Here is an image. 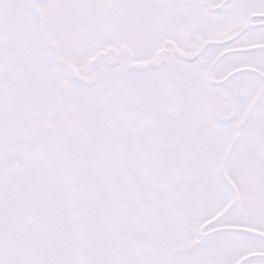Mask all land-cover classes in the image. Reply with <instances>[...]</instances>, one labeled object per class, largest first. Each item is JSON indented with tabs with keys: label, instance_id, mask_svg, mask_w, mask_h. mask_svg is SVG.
Here are the masks:
<instances>
[{
	"label": "snow or ice",
	"instance_id": "6c2138e0",
	"mask_svg": "<svg viewBox=\"0 0 264 264\" xmlns=\"http://www.w3.org/2000/svg\"><path fill=\"white\" fill-rule=\"evenodd\" d=\"M0 264H264V0H0Z\"/></svg>",
	"mask_w": 264,
	"mask_h": 264
}]
</instances>
